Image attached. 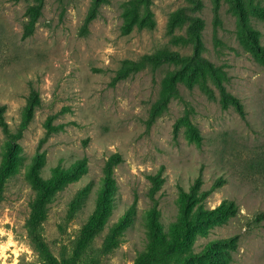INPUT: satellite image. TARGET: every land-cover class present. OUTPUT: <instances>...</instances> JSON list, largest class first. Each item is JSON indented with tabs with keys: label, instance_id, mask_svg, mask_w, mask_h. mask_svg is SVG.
I'll return each instance as SVG.
<instances>
[{
	"label": "rangeland",
	"instance_id": "374dc122",
	"mask_svg": "<svg viewBox=\"0 0 264 264\" xmlns=\"http://www.w3.org/2000/svg\"><path fill=\"white\" fill-rule=\"evenodd\" d=\"M263 52L264 0H0V171L13 154L0 264H42L32 232L68 264H135L149 211L167 228L183 191L220 177L204 207L233 200L236 214L190 251L234 237L230 256L218 254L226 264H264ZM158 54V65L142 60ZM211 65L246 118L222 100Z\"/></svg>",
	"mask_w": 264,
	"mask_h": 264
},
{
	"label": "trees",
	"instance_id": "16d2710c",
	"mask_svg": "<svg viewBox=\"0 0 264 264\" xmlns=\"http://www.w3.org/2000/svg\"><path fill=\"white\" fill-rule=\"evenodd\" d=\"M31 12V11H30ZM40 13V9H36V15H32V20L26 26L24 32V38L32 35L34 33V21L37 15ZM198 17H192V25L197 26ZM264 60V52H263ZM168 57L173 58V54ZM163 57L161 55H145L142 60L149 61L158 65L163 62ZM211 70L213 76L217 81V85L220 89L221 97L224 103L233 105L243 118H246V110L244 103L233 94L226 91L216 69L211 65ZM189 83L193 84L189 79ZM39 103V96L37 93H33L30 100V105L28 109V117H30L31 111L34 106ZM5 106L0 105V123L6 127V122L2 112ZM191 127L192 136L200 140L201 135L196 127L193 125ZM175 132H178V126L175 127ZM13 159L12 149L9 150L7 154V160L2 163L0 171V186L1 180L7 173L6 170L11 166ZM121 160V155L117 153L112 156L108 162V173L106 175V185L107 187L113 185L111 181L110 172L115 164ZM85 164V160H78L74 167L78 168ZM64 170H58L62 173ZM224 182L223 178H219L211 189L206 191H199V187L194 186L190 192L183 191L180 195L179 200V213L175 220H173L166 228L163 223V217L160 210L156 208L150 210V226L148 227V243L146 248L139 253L135 264H188L195 259H207L209 262L215 264L220 262L221 264H226V259L219 257V253H223L226 257L230 256V250L236 248V242L234 237L226 239H215L208 242L205 248L198 252L193 253L190 251V243L193 237L198 234H207L211 227L216 225H222L226 223L229 218L234 216L237 211V207L233 200H224L215 209H207L204 207L205 198L215 190L216 187L220 186ZM107 199L106 191L100 193L97 202L96 213L99 214L105 200ZM41 205V203H40ZM39 208V207H38ZM39 212V211H38ZM37 217L32 219L31 227H35L36 224L33 223ZM33 230V229H32ZM32 242L35 249L40 255V261L42 264H68L66 261H60L53 254L49 246L42 242L38 237H36L32 232Z\"/></svg>",
	"mask_w": 264,
	"mask_h": 264
}]
</instances>
